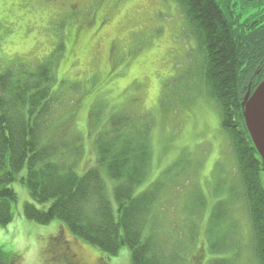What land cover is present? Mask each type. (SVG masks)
I'll list each match as a JSON object with an SVG mask.
<instances>
[{"label": "rangeland", "instance_id": "rangeland-1", "mask_svg": "<svg viewBox=\"0 0 264 264\" xmlns=\"http://www.w3.org/2000/svg\"><path fill=\"white\" fill-rule=\"evenodd\" d=\"M249 10L243 15L261 18L256 14L260 6ZM52 55V91L62 99L55 115L70 120L82 145L76 174L94 165L93 140L110 116L144 118L150 125L151 163L135 194L153 182L164 186L157 209L162 240L180 244L185 264L215 259L257 264L219 110L206 94L199 71L202 58L176 2L0 0V76ZM24 176L22 172L18 178ZM102 176L115 210V182ZM10 187L17 195L13 216H23V205L33 202L19 181ZM219 202L226 203L225 213L214 220ZM49 205L35 207L45 210ZM31 225L45 233L39 264H69L60 258L63 252L70 256L67 250L78 255V264H132L128 248L108 256L74 238L59 221ZM0 256L22 264L7 244H0Z\"/></svg>", "mask_w": 264, "mask_h": 264}, {"label": "trees", "instance_id": "trees-1", "mask_svg": "<svg viewBox=\"0 0 264 264\" xmlns=\"http://www.w3.org/2000/svg\"><path fill=\"white\" fill-rule=\"evenodd\" d=\"M174 1L202 58V82L219 110L240 180L252 253L257 264H264V164L242 117L245 94L264 79V14L255 23L252 15L242 19L237 14L241 0ZM55 59L52 55L0 76V225L13 217L17 195L10 185L19 181L33 202L23 205L28 222L46 226L59 221L74 238L108 256L126 247L132 264H185L180 244L162 240L157 226L164 186L153 182L135 194L151 163L149 123L127 114L110 116L93 140L94 165L77 175L82 145L70 120L55 115L62 100L52 91ZM22 172L25 176L18 178ZM102 173L115 182V210ZM47 203L45 210L35 207ZM225 207V202L215 206L214 220ZM64 254L60 258L66 262ZM0 261L9 260L0 256ZM208 264L232 262L215 259Z\"/></svg>", "mask_w": 264, "mask_h": 264}, {"label": "clouds", "instance_id": "clouds-1", "mask_svg": "<svg viewBox=\"0 0 264 264\" xmlns=\"http://www.w3.org/2000/svg\"><path fill=\"white\" fill-rule=\"evenodd\" d=\"M42 229H35L23 216H13L0 225V244L9 245L21 256L22 264H39V253L44 245Z\"/></svg>", "mask_w": 264, "mask_h": 264}, {"label": "water", "instance_id": "water-1", "mask_svg": "<svg viewBox=\"0 0 264 264\" xmlns=\"http://www.w3.org/2000/svg\"><path fill=\"white\" fill-rule=\"evenodd\" d=\"M255 1V0H249ZM242 117L250 141L264 164V79L243 98Z\"/></svg>", "mask_w": 264, "mask_h": 264}, {"label": "flooded vegetation", "instance_id": "flooded-vegetation-1", "mask_svg": "<svg viewBox=\"0 0 264 264\" xmlns=\"http://www.w3.org/2000/svg\"><path fill=\"white\" fill-rule=\"evenodd\" d=\"M256 3H258V4H256ZM251 6H253L255 8L257 6H260V10L257 11L256 14H264V0H255V1L241 0L240 3H239V8H242V9H240V11L238 10L237 14H241L243 17H245L243 14H248L250 12L249 8ZM252 17H253V22L254 23L258 21V19L255 18V16H252ZM261 24H264V23H261ZM66 250H67V247H66ZM67 251L70 254V256L66 257L65 254L63 255V257L66 258V262L70 261L69 264H75V263L78 264V263L81 262L79 257L76 258V256H78V255H76L75 252H71L69 250H67ZM75 259H76V261H75ZM0 264H13V262H10V261L1 262L0 261Z\"/></svg>", "mask_w": 264, "mask_h": 264}]
</instances>
